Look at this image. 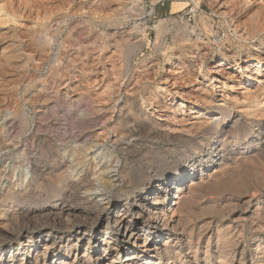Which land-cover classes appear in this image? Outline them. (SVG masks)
Segmentation results:
<instances>
[{
  "label": "rangeland",
  "instance_id": "1",
  "mask_svg": "<svg viewBox=\"0 0 264 264\" xmlns=\"http://www.w3.org/2000/svg\"><path fill=\"white\" fill-rule=\"evenodd\" d=\"M263 2L0 0L1 189L22 191L29 183L34 199L35 186L41 183L42 193H50L44 175L55 169L48 167L53 159L59 169L56 173L66 179L61 188L71 213L84 206L83 201H95L105 206L101 214L106 218L108 207L118 213L141 191L136 187L141 176L147 184L165 180L176 171L183 172V178L186 166H192L196 172L186 182L207 177L220 162L207 155L216 135L228 145L222 153L244 152L243 144L259 133V123L264 122V115L259 117L264 111ZM248 25L256 27L252 41L243 39ZM183 28L193 30L189 40L183 38ZM258 43L263 44L262 51ZM246 67L247 72L243 71ZM242 74L249 75L250 82L242 85L245 89L236 82ZM257 77H261L260 85ZM243 92L258 96L259 111L253 108L254 102L245 110ZM236 115L240 121L235 143V137L228 138L221 130ZM254 148L250 146V152ZM260 168L244 173L247 183L202 194L206 189H199L185 227L182 223L173 230L148 227L147 238L139 233L134 246L122 243L120 249H113V241L109 245L103 236L104 224L74 223V215L72 226L52 229L38 222L35 231H51L54 252L66 250L67 259L75 264H111L113 260V264H125L133 252L128 248L140 247L148 238L153 241L140 249L151 254L154 264L164 251L159 244H167L176 262L186 263V259L190 264H205L210 238L207 253L215 264L212 255L219 245L218 229L227 235L229 244L235 242L236 246L227 245L230 250L245 251L244 264H256L255 250L264 247V168ZM176 194L175 189L170 191V203ZM34 202L30 199L31 207L41 205ZM181 226L191 231L193 249L183 242L186 232ZM75 229L85 231L81 238L73 235ZM167 234L173 237L170 244L165 242ZM97 235L100 240L95 242ZM2 244L8 247L11 242ZM3 256L8 259L6 250ZM87 257H91L89 262ZM163 258L162 262L169 261ZM54 261L51 255L47 262Z\"/></svg>",
  "mask_w": 264,
  "mask_h": 264
},
{
  "label": "bare ground",
  "instance_id": "2",
  "mask_svg": "<svg viewBox=\"0 0 264 264\" xmlns=\"http://www.w3.org/2000/svg\"><path fill=\"white\" fill-rule=\"evenodd\" d=\"M263 4H264V2H263ZM260 6H261V4H260ZM262 8H263V6H262ZM262 8H260L262 10L261 12L264 11ZM262 15L264 16V13ZM260 20H261V18H260ZM263 21H264V19H263ZM250 22H248V23H250ZM253 22H254V20H253ZM255 22H257V21H255ZM261 25H262V23H261ZM263 25H262V27H263ZM246 27H247V29H248V27H250V29L246 30V28H245L244 31L245 32L247 31V32L246 33L244 32L245 35H244L243 39H245V40L250 39L252 41L256 36V32H255L256 27H254L253 25H252V27L249 25ZM184 28H185V26H184ZM242 28H244V27H242ZM260 29L261 28H259V30ZM192 31L193 30L188 31V29H184V31L182 32V34L184 35L183 38H185V40L190 38ZM258 33H260V32H258ZM241 34L242 33H240V35ZM240 35H239V37H240ZM263 35H264V33H263ZM263 39H264V37H263ZM261 43H258L259 47H257V48H259L260 51H262V49H263V48L262 49L260 48L263 45ZM248 45H250V44H248ZM253 46H257V44L253 45ZM253 48L256 50V47H253ZM257 63H258V61H257ZM247 70L248 69L246 67L245 70H243V71L247 72ZM241 73H244V72H241ZM245 75H246V76H244L245 78L243 77V74L240 75L239 76L240 79L238 81H236L237 83H240L239 87H242L243 89H245V87H243L244 86L243 84L250 82V81H248L249 75L248 74H245ZM258 75H261V72L258 71ZM262 77H263V75H262ZM260 78L261 77H257V79H258L257 83L259 85L262 82V81H260ZM259 89H261V88H259ZM247 91L249 92V89ZM257 91H259V90H257ZM245 92H243V93L245 94ZM244 94L242 95L243 96V102L247 106V108H245V110L249 109L248 105H250L251 103L254 102L255 104H254L253 108H255L256 111H259V108H260L259 104H261L262 102L261 103L256 102V100L258 101V96L257 95L249 96L248 94H245V95ZM235 99L237 101H238V99L242 100L241 98H238V99L235 98ZM232 109H233V107H232ZM242 109L244 110V107ZM235 110H237V109H235ZM243 110H242V112H243ZM262 111H263V109H262ZM242 112H240V113H242ZM244 112H246V111H244ZM257 113H259V112H256V115H257ZM249 114H250V111H249ZM245 115H247V112ZM254 115H255V113H254ZM262 115H264V111H263V114L262 113H261V115L259 114V117ZM247 116H249V115H247ZM250 118H252V117L250 116ZM254 118L256 119L255 116H254ZM261 118L262 117H260V119ZM257 119H258V115H257ZM238 120L240 121V119L238 118V115L233 116L232 122L228 125L226 124L227 123L226 122L225 123L226 126H224L222 128V130L220 129L223 133H226V135L224 134V136H228V138H234L235 137L233 139V140H235V143H236V135H237L236 124H237ZM263 123H261V122L259 123V129L257 128L259 130V133L257 135H256L257 132L254 133L255 135L253 137H251L247 143L243 144L244 145L243 147L245 149L244 152H242V149L240 151L239 149L234 150L232 148L233 150H230L229 152L226 151L225 152L226 154H224L222 152L225 151L226 147L228 146V145L227 146L224 145L225 139L224 138L222 139V137L220 139V137H218L217 135L212 137V139L210 140V143L208 144L207 155H210V157H213V158L218 157L217 160H219L220 162L217 164V167H214L212 172L209 173V175H207V177H205V178H202V177L197 178V179L193 178L194 181L186 182L189 178L194 177V174L196 172V169L192 168V166H186V168L184 169V171H186V174L183 178H180L183 172L178 173L177 171H176L175 175H169L166 177L165 180L164 179L163 180H157V181L151 182L149 184L144 183V181L142 182V179L144 177L143 178H142V176L140 178L138 177L140 179V181H139V183L137 182L138 184L136 187L141 189V191L139 193H137L135 196H133L132 197L133 199L131 201H128V202L126 201L124 203V205L119 208L120 210L118 213H115V212H117V211H115L116 210L115 208L108 207L106 209V214L108 215L106 218H104L103 215L101 214V211L105 210V206L103 207V205H100L98 202H95V201L94 202L83 201L82 204H84V206L87 205L88 207L82 206L78 211H75V213L74 212L71 213V211L68 209V207L66 205H64V201H66V199H65L66 197L64 195V192H62V188H61V185L63 184V182L66 181V179L62 178V176H61L62 174L60 175V174H58V172L56 173V171L59 169H58V167H56V162L53 161V159H52L51 162H48V164H49L48 167L50 169H54V168L55 169L51 170V171L48 170V173L44 175V176H47V178H48L47 184L49 185L48 190H50V193L49 192L44 193V194L42 193V191H41L42 189L41 190L39 189L41 187L43 188V185L41 183L38 184L39 185L38 187L35 186V189H37V190H34L36 192L34 194L35 196L32 194L34 196V199L29 195L30 189L32 187L29 183H28V185H26L24 187V189L22 191H14L12 188H7V187L5 188V190H3L0 187V207L2 206V209H3L2 211H0V219L2 220V223H0V264H16V263L17 264H50L47 261L51 255H53V260H55L53 262V264H56V262H58V261L61 262L60 264H75V260L73 262H71L67 259L66 250L61 251L60 250L61 248H59L58 250L56 249L57 251L54 252V249H55L54 244L55 243L52 240L53 237H52L51 231H48L45 234L38 233L37 231H35L39 227L41 222H43V224H46L47 226L52 227V229L56 228V227L59 228V227L72 226V223L74 221L70 220L71 215L75 216V222L74 223H76V220H78V221L79 220H82V221L83 220H89L91 222V224L92 223L104 224L105 225V232H104L103 236L108 237L107 238L108 240L106 241L107 244L110 245V242L113 241L111 243V245H113L112 248L115 250H117V248L120 249L119 246L122 243H124L125 246H126V244L134 246V244L138 241V234L139 233L143 232L144 237H145L144 239H146L148 236L146 234L147 230L149 229L148 227H151V228L153 227L154 229L159 227L162 230L170 228L173 230L176 228V226H178L181 223H182L181 225L183 226V222H184V224L187 225V223H185V222H188V220H187L188 218L186 215H187V213H189L191 211L192 202L194 203L193 199H195V194L199 189H202V188L206 189L204 191H202V190L200 191V194H202L203 192H206V191L210 192L211 190L216 191V189H219V188L223 189V188H225L226 185H228V186H226L227 188H229L232 184L239 185L242 181H243L242 184H244L246 182V180L244 179V175H246V174H244V173H246L247 170L249 171L250 168H256V167L257 168L261 167L260 169H262V167L264 168V124ZM15 125H17V124L15 123ZM227 141H229V139ZM253 145L256 146V148H254L250 152V146H253ZM229 147H230V144H229ZM223 149H225V150H223ZM139 173H141V172H139ZM186 175H187V177H186ZM62 179H63V182H61ZM139 179H137V180H139ZM262 180H263V178H262ZM245 185H247V184H245ZM245 185H243V187H245ZM263 185H264V183H263ZM74 186L73 187L70 186V187L73 189ZM240 187L241 186H239V188ZM71 188L69 189V191L71 190ZM231 188H232V186H231ZM174 189L177 192V194L173 197V200L170 203L168 200V197H169L170 191H172ZM208 189H210V190L208 191ZM71 194H73V193H70V195ZM70 197L71 196H69V197L67 196V198H70ZM30 199H32L33 201H36L37 203L40 202L41 205L38 208L37 207H31L30 206ZM36 202H34V203L36 204ZM89 211H90V213H89ZM177 212L180 214V216H179L180 218L178 219V221H176L178 224H176L174 222V218H175V215L177 214ZM259 213L257 211V214H259ZM259 215H261V214H259ZM258 219H261V218L259 217ZM38 220H40V221H38ZM38 222L40 223L39 225H37ZM259 225H261V224H259ZM183 227H185V226H183ZM183 227H182V232L185 231L183 229ZM261 228H264V227H261ZM182 232H181V234H182ZM185 232H186L185 233L186 239H184L183 242H186L189 250L193 249L192 242H191L193 236L190 235L191 231H188L189 233H187V231H185ZM74 233L75 234H73V235L76 238H81L83 236V234L85 233V231H82L81 229L80 230L75 229ZM230 234H232V233L230 232ZM228 236H229V234H228ZM18 237H19V239H17L15 241V243L13 242L14 243L13 244L12 240H14ZM104 237H103V239H104ZM109 237H111V238H109ZM167 238H166L165 242L167 243V241H168V243H169V240H171L173 237L170 234H167ZM215 238H216L217 243L219 244V245L216 244L218 247H216L215 251L213 250L214 253L212 256L215 260V264H235V263L244 264L243 253L245 251L243 253L242 252L235 253L234 250H230L228 247L229 245L231 246L232 244L235 243L233 240H230V241H233L234 243L231 242L229 244V240H228L229 238L227 239V235H223V233H221V231L218 229H217V232L215 234ZM144 239H143V243L141 244V246L139 245L140 247H135V249L131 248V250H129L130 248H128V251H133V252L129 256V258H127L125 264H134L135 262L138 264L139 263L140 264H154L151 260V258H152L150 256L151 254L149 252H145L144 250L140 249V248H143V246H144L143 244H145L146 247H148V244L150 245V243L153 241V238H148L147 240H144ZM98 240H100V237L97 235V236H95L94 241L98 242ZM181 240H183V239H181ZM4 241L11 242V244L8 245V247L4 246L2 244ZM172 242L174 243V241H172ZM154 243H156V241H154ZM158 243H160V241H158ZM1 244H2V246H1ZM210 244H211V241L209 238L207 240V244H206L207 248H206V253H205V257H204L205 264H211V255L207 253L209 251ZM41 245H42V247H41ZM159 245H161V247H159V248L161 249L163 247L164 251H162V255L159 254L157 256L158 262L156 264H169L170 260H173V262L171 261L170 264H174V263L175 264H190L191 263L190 260H186V259H185L186 263H183L182 261L178 262L179 260L176 262V259H174L172 257V255L174 253L168 251L169 249L166 246L167 244H165V245L159 244ZM234 245H232V246H234ZM170 247H171V245H170ZM227 247H228V249H227ZM88 249L89 248H87V250ZM125 249H126V247H125ZM5 250L8 252V255H9L8 259L3 256ZM229 250L233 251V252L230 253ZM258 250H259L258 248H257V250H255V255H258V258H257L258 261L256 262V264H264V247L263 248L261 247L260 251H258ZM179 252H181V251H179ZM94 253H96V250H94ZM160 253H161V251H160ZM192 255H193V260L195 261L196 255H197V249L193 250ZM238 257H240V258H238ZM90 258L91 257H87V262H89ZM162 258H163V260L164 259L166 260V258H168L169 261L166 260V261H168L167 263L162 262ZM236 258H238L239 260H236ZM113 263H114V260L111 262V264H113ZM106 264H110V263L108 262Z\"/></svg>",
  "mask_w": 264,
  "mask_h": 264
},
{
  "label": "built area",
  "instance_id": "3",
  "mask_svg": "<svg viewBox=\"0 0 264 264\" xmlns=\"http://www.w3.org/2000/svg\"><path fill=\"white\" fill-rule=\"evenodd\" d=\"M168 199H169V197H168ZM166 238H167V235H166Z\"/></svg>",
  "mask_w": 264,
  "mask_h": 264
}]
</instances>
